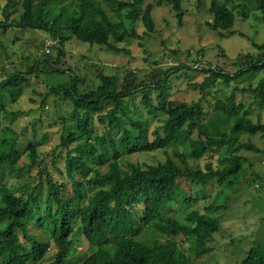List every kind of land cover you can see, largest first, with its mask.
<instances>
[{
  "label": "trees",
  "instance_id": "16d2710c",
  "mask_svg": "<svg viewBox=\"0 0 264 264\" xmlns=\"http://www.w3.org/2000/svg\"><path fill=\"white\" fill-rule=\"evenodd\" d=\"M103 1L113 5L120 20L113 18L98 0H0V30H44L59 39V57L64 55V45L72 38L117 52L124 50L118 44L127 38L141 37L136 32L139 20L146 28L144 34L155 32V6H145L146 0ZM248 1L251 7L256 5L260 10L259 20H264V0H211L214 18L207 22L208 26L223 37L234 34L237 13L245 19L250 17L252 8ZM173 2L181 21V0ZM16 4L21 5V10L12 16L9 9ZM256 46L264 49V45ZM3 47L6 51L7 47ZM59 57L52 65L64 73ZM246 58L250 70L264 71V57ZM40 62L39 59L28 71L5 73L0 82V114L10 115L1 102L2 93L18 102L24 85L39 74ZM244 68L237 75L210 68L203 86L219 79L232 82L247 71ZM178 69L181 67L174 68ZM171 72L166 71L163 77L155 75L149 82L139 81L132 73L122 77L99 72L100 83L82 91L73 73L71 86L53 88L56 96L62 93L73 107L71 115L75 122L66 126L61 140V144L69 147L77 142L70 149H76V155L70 153L67 158L69 181H56L49 172L41 174L40 184L27 181L17 185L2 179L6 167L15 171L14 163L22 146L8 132L15 133L10 125L2 131L5 123L0 117V133L9 135L0 138V264H42L47 260L51 245L31 233V224L42 228L58 247L49 264H199L178 240L180 236L185 242L193 240L196 257L208 253L207 244L220 230V220L194 209L183 218L172 213L171 204L185 201L187 207H192L191 203L198 201L197 196L187 197L195 190L193 187L199 185L204 189L214 179L226 188L242 184L251 166L245 165L247 158L240 152L260 150L246 136L264 133V123L254 122L246 112L241 114L242 106L230 111L220 100L215 109L224 112L215 113L212 109L208 114L201 103L170 101L164 88ZM236 90L257 95V103L264 107V79L256 87ZM154 93H159L157 98ZM139 95L143 99L137 102ZM235 95L232 92L230 99ZM107 104L113 107L108 109ZM11 115L17 113L13 111ZM95 118L104 127L100 133L91 128ZM150 118L160 119L154 129ZM28 148L31 166L38 164L37 144L30 142ZM160 151L166 155L165 160L154 164L130 163L127 170L122 166L126 155ZM209 153L220 156L217 167L211 161L204 169L189 166V159L202 160ZM103 166L108 170L98 169ZM183 179L187 185L181 184ZM45 184V211L41 216L39 188ZM84 189L88 195L83 193ZM140 205L142 213L137 211ZM218 210L221 206L213 202L206 207L209 213ZM161 238L165 241L161 242ZM82 241L90 247L87 256L76 254V245ZM244 264H264V247L252 248Z\"/></svg>",
  "mask_w": 264,
  "mask_h": 264
},
{
  "label": "rangeland",
  "instance_id": "374dc122",
  "mask_svg": "<svg viewBox=\"0 0 264 264\" xmlns=\"http://www.w3.org/2000/svg\"><path fill=\"white\" fill-rule=\"evenodd\" d=\"M98 1L113 18L121 19L115 16L113 5L103 0ZM148 4L155 6L153 10L155 32L151 35L144 34L146 28L139 20L136 24V32L141 37L127 38L118 44L119 48L124 49L119 52L107 46L84 43L72 38L64 45L65 53L62 57H59L57 48L48 56L43 52L45 42L51 37L46 31L29 28L0 30V82L4 79L5 73L17 70L28 71L38 63L39 59L41 60L38 64L39 74H34L30 83L24 85L23 95L18 102H13L7 93H2L1 96V102L10 111V115L5 112L0 114L6 125L3 126L2 131L10 125L15 133L8 132L22 146L21 155L14 163L15 171H10L11 166L6 167L1 173L2 179L5 178L17 185L27 181L40 184L41 174L45 176L49 172L56 181H69L67 158L70 153L76 155V149L75 151L70 149L76 147L77 142H73L69 147L61 144V140L66 126L75 122L72 121L71 115L73 107L62 93L61 96H56L53 88H58L60 85L71 86L73 73L77 75L78 88L82 91L86 87H96L100 83L97 76L99 72L108 75L119 74L122 77L132 73L137 75L139 81L149 82L155 75L159 74L163 77L166 71L171 70V77L164 88L167 95L169 94L170 101L201 103L208 114L212 109L215 113L224 112L215 109V104L220 100L230 111H233L234 107L242 106L239 111L241 114L246 112L254 122L260 120L264 123V107H260L257 103V95L236 90L250 85L256 87L259 81L264 79V71L255 73L254 69L250 70L246 58L247 56L253 59L264 57V49L256 46L264 45V20H259L260 10L256 5L251 7L248 1V6L252 8L250 17L245 19L237 13L233 27L235 33L223 37L207 24L214 18L211 0H181L183 8L181 21L173 0H146L145 6ZM9 10L11 15L15 16L21 10V5L16 4ZM0 17H2L1 8ZM3 46L7 47L6 51ZM58 57L60 69H64V73H59L52 65L54 59ZM178 67L181 69L174 70ZM210 68H218L232 75H237L243 68L247 71L232 82L227 83L219 79L204 87L208 77L206 71ZM234 91L236 95L231 100ZM158 95L159 93H154L153 97L157 98ZM142 99V95H139L136 101ZM105 107L109 109L113 105L107 104ZM13 111L17 115H11ZM149 120L153 124L152 129L154 125H159L160 119ZM91 128L94 132L100 133L104 127L95 118ZM7 136L9 135L6 132L0 133V138ZM246 140H251L260 150H241L240 154L247 158L245 165L251 166L247 169L242 184L235 188H226L214 179L204 189L195 185L193 187L195 190L191 191L190 195L181 193L187 197L197 196L198 201L191 203L192 207H187L185 201L171 204L172 213L183 215L181 216L183 218L194 209L200 214H209L220 220V230L212 235L207 244L210 248L208 253L196 257L193 240L185 242L182 241L181 236L178 240L199 264H244L252 248L260 245L264 247V133L258 132L256 135L246 136ZM30 142L37 144L40 159L38 164L32 166L28 148ZM219 158L217 153H209L202 160L191 158L188 162L192 168L204 169L206 163L210 161L217 167ZM165 159L166 155L162 151L126 155L122 159V166L127 170L130 163L154 164ZM98 169L105 172L108 167L103 166ZM181 184L187 185L186 180L183 179ZM39 191L42 199L40 208L42 216L45 211L46 184L42 185ZM86 191L87 189H84L83 193L88 195ZM197 191H201L200 194H197ZM212 202L216 206H221V210L207 212L206 207ZM137 211L142 213L143 206H138ZM30 229L33 235L50 243L51 249L47 260L42 263L49 264L58 252V247L42 228L31 224ZM22 238L25 242L23 235ZM160 241H165V238H161ZM76 248V254L83 256H87L90 249L85 241L77 244Z\"/></svg>",
  "mask_w": 264,
  "mask_h": 264
},
{
  "label": "clouds",
  "instance_id": "9594fccd",
  "mask_svg": "<svg viewBox=\"0 0 264 264\" xmlns=\"http://www.w3.org/2000/svg\"><path fill=\"white\" fill-rule=\"evenodd\" d=\"M50 39L54 40L56 43L52 46L51 51L49 53H46V51H45V45H46L47 41L50 40ZM48 40L45 42L44 49H43V52L46 55H50L53 49L60 47V41H59L58 38H55V37L51 36Z\"/></svg>",
  "mask_w": 264,
  "mask_h": 264
},
{
  "label": "built area",
  "instance_id": "2783aa9c",
  "mask_svg": "<svg viewBox=\"0 0 264 264\" xmlns=\"http://www.w3.org/2000/svg\"><path fill=\"white\" fill-rule=\"evenodd\" d=\"M56 42L52 39L48 40L46 45H45V51L46 53H49L51 51L52 46L55 44Z\"/></svg>",
  "mask_w": 264,
  "mask_h": 264
}]
</instances>
